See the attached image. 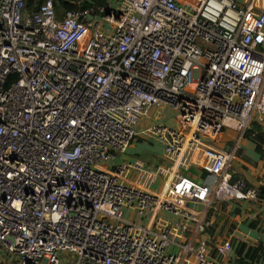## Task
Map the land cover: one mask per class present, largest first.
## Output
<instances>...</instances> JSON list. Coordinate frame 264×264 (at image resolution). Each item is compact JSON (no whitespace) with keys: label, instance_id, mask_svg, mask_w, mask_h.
Instances as JSON below:
<instances>
[{"label":"built area","instance_id":"built-area-1","mask_svg":"<svg viewBox=\"0 0 264 264\" xmlns=\"http://www.w3.org/2000/svg\"><path fill=\"white\" fill-rule=\"evenodd\" d=\"M160 107L180 129L145 133L172 169L200 173L153 194L143 161L113 162ZM255 116L264 0H109L61 15L53 0H0V264H224L230 239L196 238L217 203L263 200L264 179L237 176V141L203 138L240 139Z\"/></svg>","mask_w":264,"mask_h":264},{"label":"crops","instance_id":"crops-1","mask_svg":"<svg viewBox=\"0 0 264 264\" xmlns=\"http://www.w3.org/2000/svg\"><path fill=\"white\" fill-rule=\"evenodd\" d=\"M239 5L243 0H235ZM170 111L175 116V123L177 124L173 129H180L179 115L169 107L160 108H149L147 114L141 119L138 126V137L135 138L129 146L126 148L124 153L118 154L114 160V164H124L129 162L131 159H138L144 162L146 171L149 172V176L146 178L144 186L148 185L152 179L150 185L147 187L153 194H160L165 187V182L168 177L174 174L178 175H189L191 177H197L199 171L190 173V169L182 170L181 168L174 167L172 169L171 162L165 156L164 145L156 139L150 137L145 133L146 129L151 127L152 123L161 121L163 116L162 113ZM256 126L264 130V121L259 122L253 121L248 131L250 137H253L256 133ZM169 128V127H168ZM230 130L237 133L232 129H223L218 136L211 139L204 137L203 142L212 148L224 151H231L234 149L236 142H223L220 141L223 131ZM238 134V133H237ZM152 140L159 142L161 147L154 148ZM238 142V148L236 149L235 158L232 161V167L244 182L252 187L258 188L260 180L264 179V142L261 144V152L255 150V144L250 138L241 137L236 138ZM244 148V150H242ZM135 149V156H125L128 150ZM160 150V154H159ZM144 152L147 158H153L152 161L142 159L137 153ZM153 174V176H152ZM136 174L131 171L129 174L130 182H135ZM159 182L160 188L152 190V186ZM166 219H171L170 215L164 214ZM211 222L210 229L202 235H198L196 240L203 242L206 245H216L224 239L231 240V248L228 253L227 260L223 261L224 264H264V199L258 202H233L223 201L216 204L214 211L209 215ZM239 243H242L248 247L256 248L259 247L261 250L259 259L257 261H251L244 259L243 255H238L236 248Z\"/></svg>","mask_w":264,"mask_h":264},{"label":"trees","instance_id":"trees-1","mask_svg":"<svg viewBox=\"0 0 264 264\" xmlns=\"http://www.w3.org/2000/svg\"><path fill=\"white\" fill-rule=\"evenodd\" d=\"M44 0H28V6L30 9H35V6ZM55 4L56 13L58 15L63 14L67 11H78L88 8L104 7L107 5L109 0H53ZM243 137L250 138V140L255 144V150L261 152V144L264 142V130L261 131L259 127L256 126V133L253 137H250V132L246 131ZM259 196L264 198V187H261L259 190ZM236 252L238 255H242L243 258L251 261H257L259 259L261 250L259 247L252 248L246 246L242 243H239Z\"/></svg>","mask_w":264,"mask_h":264},{"label":"rangeland","instance_id":"rangeland-1","mask_svg":"<svg viewBox=\"0 0 264 264\" xmlns=\"http://www.w3.org/2000/svg\"><path fill=\"white\" fill-rule=\"evenodd\" d=\"M100 21H102V18L99 16L97 17ZM95 22H99L98 20H95ZM103 22V21H102ZM102 24V23H101ZM106 28H108V26H106ZM110 28H112L110 26ZM161 116H163V119H161V121H156L155 123L153 122L151 125L152 126H166V127H169V128H175V126L177 125L175 123V116L172 112L170 111H165L164 113L161 114ZM254 120H257V117L255 116L254 117ZM236 138H238V134L235 133V132H232L230 130H224L223 131V134H222V137L220 139V141H223V142H226V141H230V142H236ZM153 141V145L152 147L154 148H157V147H161V144L159 142H156L155 140H152ZM135 149L133 150H128L125 154V156H128V157H132V156H135ZM242 150H244V148H242ZM160 150H159V154H160ZM138 156L142 159H147L148 161H152V157L151 158H147L145 153L144 152H139L137 153ZM190 173L193 174V172H195L196 170L194 168H191L190 169ZM197 172V171H196ZM159 185V182H157L155 185L152 186V190H155V189H158V187L160 188ZM133 221H135V218L133 219Z\"/></svg>","mask_w":264,"mask_h":264}]
</instances>
